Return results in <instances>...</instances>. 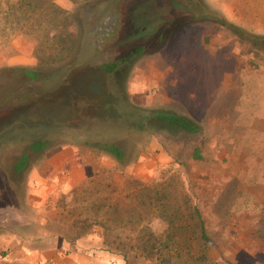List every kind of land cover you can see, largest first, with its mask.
<instances>
[{
    "label": "rangeland",
    "instance_id": "obj_1",
    "mask_svg": "<svg viewBox=\"0 0 264 264\" xmlns=\"http://www.w3.org/2000/svg\"><path fill=\"white\" fill-rule=\"evenodd\" d=\"M38 3L20 21L0 13V264H20L26 241L15 251L11 239L27 233L32 246L68 240L103 251L95 224L133 244L172 234L171 219L195 224L194 206L212 264H264V44L227 25L264 38V0ZM110 64L120 66L108 72ZM155 111L188 118L200 133L142 124ZM39 139L50 144L34 152ZM106 141L124 149L126 167L86 144ZM49 161L59 173L43 174L40 199L29 184ZM113 256L108 264H126Z\"/></svg>",
    "mask_w": 264,
    "mask_h": 264
},
{
    "label": "trees",
    "instance_id": "obj_2",
    "mask_svg": "<svg viewBox=\"0 0 264 264\" xmlns=\"http://www.w3.org/2000/svg\"><path fill=\"white\" fill-rule=\"evenodd\" d=\"M6 1H8V13L14 14L19 21L22 16L26 17L27 14L33 15L42 9L38 5V0ZM10 1L13 2L11 3ZM0 13L2 15L4 14L7 18L8 13L6 11L2 10ZM213 17H216L218 23L226 25L227 22L219 15L216 16L213 14ZM28 19H31V17ZM227 25L235 31H238V34L244 39H247V41L251 40L257 44H264V38H260L258 36L254 37L246 33L242 28L233 24L227 23ZM140 51L142 50H136L135 53L131 54L124 60V62L132 59ZM119 66V64H110L108 68H105V70L113 72ZM21 72H23V74L32 81L37 80L40 77L39 72L36 70L25 69ZM152 120L160 121L171 127H176L188 134L200 133V127L195 122L170 111H155L151 114H147L144 116L142 124H147ZM49 144V139H39L31 142L29 144V148L34 152H42L49 146ZM86 144L110 158L116 165L123 167L128 165L126 152L118 144L107 141L96 143L88 142ZM194 157L198 160L202 159L199 150H196ZM28 162V158L24 156L21 162L16 166V171H22L27 166ZM162 193L164 192L159 190L156 191L157 196H161L165 199V195ZM160 200H162V198ZM186 204H188V200L186 201ZM163 205V211L168 212V208H170V206L167 203ZM176 211H178V208L174 210V213ZM191 217L193 219H197L198 221L195 224H183V226L178 227V225L174 224V219H171L170 225L172 227V234L155 236L154 234L148 232L143 237L141 236L135 240L133 244L120 242V240L116 238L113 239L110 237V228H106L102 224L95 225H98L104 230L102 242L103 251L121 256L126 264H134L132 259L136 262L141 260L142 263L147 264H212L210 256V250L213 245L212 239L209 237L205 224L201 220V215L197 206L192 208ZM190 228H193L195 232H198L194 239L186 235V232H188ZM131 253H133V256Z\"/></svg>",
    "mask_w": 264,
    "mask_h": 264
},
{
    "label": "crops",
    "instance_id": "obj_3",
    "mask_svg": "<svg viewBox=\"0 0 264 264\" xmlns=\"http://www.w3.org/2000/svg\"><path fill=\"white\" fill-rule=\"evenodd\" d=\"M49 169L50 171H53L55 173L54 175H56V173H59L57 171V169H59L58 165H54L52 161H49V163L43 165V167H41L39 170L36 169L38 174L42 176V180L41 181L33 180L29 184L30 187H33V189L40 190L39 192H41V194L38 196L40 199H43V193H42L43 191L42 188L44 183L43 174L47 172ZM55 169L56 171H54ZM20 172L16 171V173H20ZM38 197L32 196V198H34L35 205L42 204V202L37 201ZM30 237H31L30 234L27 233V235H23L22 237H18V238L15 237V239H11V241L13 242L12 247L15 251L17 250V244H19L18 242L19 240H21L22 242L26 241L23 244L24 247L27 246V249H25L26 248L25 247L22 251H20L21 253L19 255L16 254L18 255V257L16 258L19 259L20 264H30V262H32V264H108L113 259H115L113 258L114 256L111 253L102 250L90 251L89 249L84 248V246L81 244L78 245L76 243H68V240H64L65 243L61 247H51L47 249L28 245V240H34L35 238V237L32 238Z\"/></svg>",
    "mask_w": 264,
    "mask_h": 264
}]
</instances>
